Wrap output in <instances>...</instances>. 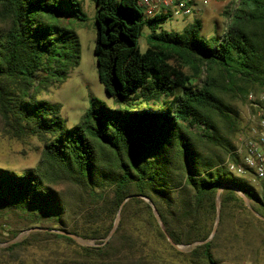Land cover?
I'll return each mask as SVG.
<instances>
[{
    "label": "trees",
    "instance_id": "obj_1",
    "mask_svg": "<svg viewBox=\"0 0 264 264\" xmlns=\"http://www.w3.org/2000/svg\"><path fill=\"white\" fill-rule=\"evenodd\" d=\"M93 2L98 77L117 107L93 100L67 128L61 105L41 93L80 65L79 37L64 25L84 20L79 3L0 0V116L16 136L43 143L35 168L0 166V228L8 236L0 237L8 244L0 256L65 243L81 252L56 264H149L118 252L153 235L191 264H219L215 255L239 237L235 211L250 213L246 201H254L264 217V199L226 166L236 161V100L264 88V0H239L228 30L211 38L199 20L182 32L163 30L165 15L144 20L139 0ZM172 61L198 74L205 69L206 79L195 86ZM219 209L217 232L204 243ZM166 234L191 250L177 251Z\"/></svg>",
    "mask_w": 264,
    "mask_h": 264
},
{
    "label": "rangeland",
    "instance_id": "obj_2",
    "mask_svg": "<svg viewBox=\"0 0 264 264\" xmlns=\"http://www.w3.org/2000/svg\"><path fill=\"white\" fill-rule=\"evenodd\" d=\"M75 1L79 3L85 15L84 20L74 18L64 21V25L75 31L79 37L81 44L80 65L71 71L69 78L57 88L41 93V99L61 105V117L67 128H73L80 123L82 116L90 108L93 100H100L111 108L117 107L114 98L106 94L98 77L97 61L94 53L97 38L96 5L93 0ZM208 1L209 5L195 16L186 20L171 17L161 25V28L166 31L182 32L185 27L199 20L203 26L202 34L204 36L211 38L224 35L231 23L230 14L237 9L239 0ZM149 34V28L145 27L143 36L140 39L142 51H145L148 47L147 36ZM171 64L183 69L192 78L195 86L206 79L205 69L198 74L190 66H182L177 61H172ZM251 90L254 94H259L264 91V88L253 87ZM236 104L240 112V121L239 131L234 141L235 146L238 147L241 139L251 132L252 122L250 118L257 116V112L250 107L248 97L237 99ZM42 150L43 143L38 138L16 136L4 124L0 116V166L19 172L35 168L39 163ZM235 159H237V156ZM236 177L246 180L264 199L261 184L256 183L250 174ZM258 206L259 204L254 201H246V207L250 213L244 208L235 211L234 220L239 227V237L231 244L232 247H223L215 255L219 264H264V224L261 222L264 221V217L254 210V207L258 208ZM1 236L8 237L7 233L0 228ZM7 245L3 244L0 248ZM77 251H80L77 247L67 246L65 243L24 247L15 251L14 255L10 253L1 255L0 264H56L73 258ZM118 255L142 258L147 260L149 264H191L185 256L175 254L165 241L153 235L140 236L135 243L121 246Z\"/></svg>",
    "mask_w": 264,
    "mask_h": 264
},
{
    "label": "built area",
    "instance_id": "obj_3",
    "mask_svg": "<svg viewBox=\"0 0 264 264\" xmlns=\"http://www.w3.org/2000/svg\"><path fill=\"white\" fill-rule=\"evenodd\" d=\"M144 20L165 15L169 18L186 20L209 5L208 0H139ZM250 107L257 116L250 118L251 132L241 139L234 152L236 161L227 160L229 171L238 177L250 174L256 183H260L264 191V91L259 94L250 93ZM239 158V160H238Z\"/></svg>",
    "mask_w": 264,
    "mask_h": 264
},
{
    "label": "water",
    "instance_id": "obj_4",
    "mask_svg": "<svg viewBox=\"0 0 264 264\" xmlns=\"http://www.w3.org/2000/svg\"><path fill=\"white\" fill-rule=\"evenodd\" d=\"M221 191H222V188L219 190L218 195H220ZM126 201H127V200H126ZM217 204H218V208H219V199L217 200ZM154 215L158 218V212H157V210H156L155 208H154ZM117 223H118V219L116 220L115 225H114L112 231L110 232L109 236L107 237L106 241H108V240L114 235V233H115V231H116ZM219 223H220V209L218 210V216H217V220H216V223H215V226H214L213 232H212L210 238H209L208 240H206L204 243H206V242H208V241H210V240H212V239L214 238V236H215V234H216V232H217V229H218ZM35 230H38V229H37V228H35V229H31V230H28V231H26V232H23V233L19 234V236H18L15 240L11 241L10 243L13 244V243L19 242L20 240L23 239V237H24L27 233H29V232H31V231H35ZM60 233H61L62 235H65V236H67V237H69V238H72V239L76 240L79 244H81V245H83V246H90V245H91L89 242H87V241L81 239L80 237H78V236H76V235H74V234H72V233H70V232L62 231V232H60ZM166 236H167V239H168L170 245H171L172 247H174L176 250L181 251V252H184V251H187V250L190 249V246H179V245H176V244L173 242V240H172L167 234H166ZM200 244H202V243H195V244H193L192 246H198V245H200ZM2 245H3V244H0V247H1Z\"/></svg>",
    "mask_w": 264,
    "mask_h": 264
}]
</instances>
